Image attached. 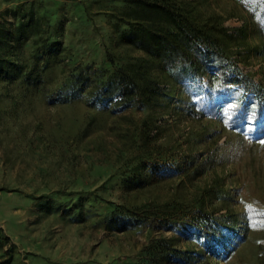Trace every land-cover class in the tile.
Instances as JSON below:
<instances>
[{
    "label": "rangeland",
    "instance_id": "374dc122",
    "mask_svg": "<svg viewBox=\"0 0 264 264\" xmlns=\"http://www.w3.org/2000/svg\"><path fill=\"white\" fill-rule=\"evenodd\" d=\"M160 4L0 0L2 264H264V135L202 114L172 18L263 84L264 34L239 0Z\"/></svg>",
    "mask_w": 264,
    "mask_h": 264
},
{
    "label": "trees",
    "instance_id": "16d2710c",
    "mask_svg": "<svg viewBox=\"0 0 264 264\" xmlns=\"http://www.w3.org/2000/svg\"><path fill=\"white\" fill-rule=\"evenodd\" d=\"M133 1L150 7L164 8L160 4L161 0ZM239 3L264 34V0H239ZM172 19L176 25L172 33L193 51L195 58L209 75L204 83L201 77L192 76L202 114L221 120L232 130L264 135V84L249 75L235 61L228 59L209 34L188 23L183 16ZM48 25L51 26V17ZM24 75L25 80L31 79L30 73ZM135 89L134 79L126 75L120 82L119 93L127 96ZM72 90L73 88L68 87V92L65 93V88H58L55 94L58 96L72 94ZM156 166L158 163H153L151 168ZM246 211L252 226L264 227L263 206L248 205ZM209 218V214L200 210L193 212L194 225L200 231L203 228L211 230L214 227L212 226L214 222ZM158 221L166 223L162 218H158Z\"/></svg>",
    "mask_w": 264,
    "mask_h": 264
}]
</instances>
